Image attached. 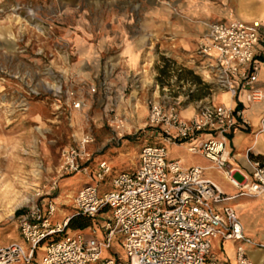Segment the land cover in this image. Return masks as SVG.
Returning a JSON list of instances; mask_svg holds the SVG:
<instances>
[{
  "label": "built area",
  "instance_id": "2783aa9c",
  "mask_svg": "<svg viewBox=\"0 0 264 264\" xmlns=\"http://www.w3.org/2000/svg\"><path fill=\"white\" fill-rule=\"evenodd\" d=\"M260 43L264 32L257 21L208 23L198 57L220 90L232 98L244 91L248 104H264V86L255 87L253 68ZM87 93H95V88ZM68 100L73 111L84 108V96L71 91ZM147 106L145 126L158 130L163 143L142 145L132 171L113 173L105 160L93 170L91 133H83L61 154L59 177L82 174L90 181L72 200L73 209L92 220L88 233L71 231L69 217L54 221L55 202L34 205L18 215L20 241L0 247V264H257L249 251L261 252L259 264H264V240L247 236L228 204L240 196L264 194V159L251 158L249 149L248 175L230 165L228 136L249 126L243 112L208 102L182 119L178 104L166 107L153 98ZM260 125L263 134L264 117ZM201 135L207 138L198 139ZM188 140V153L202 156L209 168L184 167L180 160L168 158L166 145ZM209 169L222 175L237 194L226 195L206 175ZM98 217L101 226L95 222ZM116 242L126 259L113 249ZM224 243L233 246L232 260L218 256Z\"/></svg>",
  "mask_w": 264,
  "mask_h": 264
},
{
  "label": "rangeland",
  "instance_id": "374dc122",
  "mask_svg": "<svg viewBox=\"0 0 264 264\" xmlns=\"http://www.w3.org/2000/svg\"><path fill=\"white\" fill-rule=\"evenodd\" d=\"M47 2L0 0V247L20 241L17 217L34 205L53 201L59 215L72 212V200L87 179L82 174L61 178L58 168L62 152L83 133L93 135L91 151L100 150L105 160L113 161L115 170L131 168L142 145L163 143L158 130L145 126L149 100L154 98L166 107L178 104L181 114L188 107L208 103L199 102L197 96L211 99L212 92L219 90L216 84L204 81L199 69L202 41L185 53L157 55L150 82L142 81L147 75L141 73L133 82L121 85L88 83L71 40L63 35L64 25L49 11ZM202 24L206 28L208 23ZM163 58L171 69L168 76L159 74ZM176 67L193 74L180 73ZM92 87L95 93L88 94ZM71 91L84 96L80 112L69 106ZM259 130L260 125L256 132ZM168 153L182 159L185 166H207L183 145L169 147ZM207 174L227 194L236 193L222 175ZM263 197L245 196L230 202L246 207L235 211L254 239L264 236ZM113 249L126 259L120 243ZM224 254H231L230 245Z\"/></svg>",
  "mask_w": 264,
  "mask_h": 264
},
{
  "label": "crops",
  "instance_id": "0c3cea01",
  "mask_svg": "<svg viewBox=\"0 0 264 264\" xmlns=\"http://www.w3.org/2000/svg\"><path fill=\"white\" fill-rule=\"evenodd\" d=\"M47 7L54 14L56 20L64 25L61 30L63 35L71 40L72 52L78 56V63L81 64V68L83 67L81 69L83 70V79L99 86L111 83L114 85H121L125 82L131 83L141 73L147 75L142 81L150 82L153 77L152 64L154 58L157 55L168 56L191 50L203 40L202 36H204L206 28L202 23H230L236 20L251 23L257 21L261 24V31L264 32V0H48ZM200 64L199 69L205 78L204 81L213 84L212 78L206 76L203 61ZM253 68L257 73L255 87H263L264 43H260L256 47ZM181 69L176 67L177 71ZM113 71L117 72V74H113L114 76L111 75ZM131 75L133 78L129 77ZM138 79L140 80V77ZM244 95V91H241L236 98H232L227 91L219 89L212 92L211 99L203 96L198 101L223 104L243 112V117L249 126L247 130L235 129L232 131L228 136V143L233 153L230 162L231 167L244 175H248L250 173L246 161L248 150H251L250 154L255 155V159H262L264 156V134H256L264 117V104H248ZM195 111L196 109L188 107L179 115L182 119H188ZM256 136L258 137L256 138ZM199 138L205 139L207 136L201 135ZM190 141L192 140L175 145H166L167 152L169 147L176 145H183L187 151ZM98 152L100 150L93 151V170L98 161L105 160V155ZM193 156H197L206 162L207 166L201 164L191 166L210 167V163L202 156ZM168 158L180 160L184 167H191L185 166L180 158L169 157V153ZM137 160L138 155L131 168L125 167L121 171L114 169L113 161H105L109 163L113 173H118L132 171L137 165ZM208 171L212 170L209 169ZM207 172L206 175L208 176ZM74 178H71L70 182ZM209 178L211 179V177ZM89 183L90 181L87 179L83 186ZM83 186L79 187L78 190ZM106 188H108L107 185ZM220 188L226 193L222 187ZM235 192L234 195L237 194L236 190ZM226 195L234 196L227 193ZM230 202L228 204L234 209H246L243 204L238 206ZM59 211L58 207L54 221H60L62 217L70 218L76 212L73 207L72 212L67 214L59 215ZM98 218L95 222L101 226L103 219L99 220ZM240 221L243 225L241 219ZM89 227L79 231L88 233ZM243 227L245 234L251 237L248 234V228L244 225ZM257 240H264V236ZM229 245L231 254L226 255L224 252ZM218 256L225 260H232V244L224 243L221 255L219 253ZM262 256L263 254L259 251H249L250 259L257 264L261 263ZM256 257H258L257 260Z\"/></svg>",
  "mask_w": 264,
  "mask_h": 264
},
{
  "label": "trees",
  "instance_id": "16d2710c",
  "mask_svg": "<svg viewBox=\"0 0 264 264\" xmlns=\"http://www.w3.org/2000/svg\"><path fill=\"white\" fill-rule=\"evenodd\" d=\"M164 65L159 69V74L162 76H168L169 72L171 71L169 65H168V61L166 59H162ZM180 73H184L185 75H192V71H184L181 70ZM206 89H208L207 86H204ZM204 96V94H201L200 96H197L196 99H201ZM257 159V158H256ZM19 213V212H17ZM92 223V220L90 218H88L85 215H82L81 213L75 212L72 214V216L70 217V220L68 222V228L73 230V231H79V230H83L85 228H87L88 226H90Z\"/></svg>",
  "mask_w": 264,
  "mask_h": 264
},
{
  "label": "bare ground",
  "instance_id": "6f19581e",
  "mask_svg": "<svg viewBox=\"0 0 264 264\" xmlns=\"http://www.w3.org/2000/svg\"><path fill=\"white\" fill-rule=\"evenodd\" d=\"M256 134H262V133H260V132H256ZM258 136H256V138H257ZM262 195H264V194H262ZM261 196V195H260Z\"/></svg>",
  "mask_w": 264,
  "mask_h": 264
}]
</instances>
